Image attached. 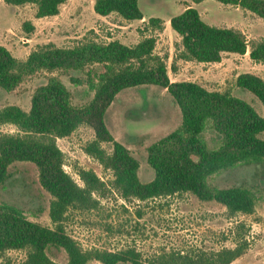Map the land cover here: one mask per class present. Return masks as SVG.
<instances>
[{
	"label": "trees",
	"instance_id": "1",
	"mask_svg": "<svg viewBox=\"0 0 264 264\" xmlns=\"http://www.w3.org/2000/svg\"><path fill=\"white\" fill-rule=\"evenodd\" d=\"M201 3L205 0H192ZM240 7L264 19V0H216ZM16 7L33 4L36 18L53 17L67 0H3ZM94 11L103 17L113 13L127 21L144 18L139 0H95ZM147 29L163 31L164 21L151 17ZM170 26L181 38L182 49L176 60L197 63H219L223 54L236 53L264 64V40H249L240 30L206 23L199 11L187 7L170 19ZM27 33L34 31L25 22ZM157 38L145 37L134 46L118 40L101 43L79 42L73 47L54 43L39 46L25 60L17 59L0 46V88L15 91L27 78L41 72H85V78L70 80L86 84L93 97L83 106L72 102V92L59 77L51 76L38 86L27 112L16 105L0 108V128L11 124L15 134L0 133V185L10 177L9 167L15 162H32L39 172L41 186L52 196L49 215L53 227L30 221L18 207L0 204V256L9 250L26 251L22 264H59L49 255L51 247L63 249L65 264H232L247 253L249 241L245 226L236 233L234 248L199 254L169 253L144 260L133 248L120 251L85 250L67 234L65 221L72 210H97L101 198L116 193L127 202L148 201L190 192L199 200L216 202L230 215L252 214L256 196L244 186L216 188L209 179L241 166L264 164V114L260 115L245 100L230 92L211 91L191 81L172 82L165 58L155 53ZM99 66L100 70L91 67ZM173 68L175 66L173 64ZM236 85L253 93L264 106V79L245 72L237 76ZM141 86L166 89L182 114L181 125L169 135L148 147L147 161L154 169L152 181L139 177L140 162L130 150L117 141L106 125L105 116L119 93ZM90 127L95 134L84 151L113 174L103 182L92 170H79L83 186L63 169L64 154L57 140L72 135L80 126ZM217 136L211 143L205 133ZM104 144H111L108 152ZM96 195L97 198L94 196Z\"/></svg>",
	"mask_w": 264,
	"mask_h": 264
},
{
	"label": "rangeland",
	"instance_id": "2",
	"mask_svg": "<svg viewBox=\"0 0 264 264\" xmlns=\"http://www.w3.org/2000/svg\"><path fill=\"white\" fill-rule=\"evenodd\" d=\"M94 2L67 0L60 7L58 17L38 19L35 5L12 7L0 0V46L11 51L17 59L25 60L28 53L48 43L73 47L86 40L101 43L118 40L134 46L145 37L155 36V53L165 58L172 82L191 81L211 91L230 92L252 105L260 115L264 114L261 101L253 93L236 85L237 76L241 73H256L264 78V64L259 65L249 57L236 53H225L220 64L204 65L176 60L182 44L180 36L171 27L165 25L163 31H153L147 29L146 23H131L115 13L102 18L94 11ZM139 4L147 19L172 18L182 13L186 6L192 5L209 25L245 29L249 32V40H264L263 18L253 13L254 17H246L244 11L216 0L201 3L192 0H139ZM31 20L38 27L27 33L23 24ZM91 68L100 70L99 66ZM85 72H41L27 78L13 92L0 88V108L16 105L28 112L35 89L45 84L51 76L59 77L72 92L74 105L83 106L90 101L93 93L89 92L86 84H74L70 78L84 79ZM105 122L114 138L139 160V177L142 182L148 183L155 176L154 169L147 161L148 147L175 131L182 123V114L166 89L141 86L119 93L107 111ZM16 132L17 128L11 124L0 128V133ZM94 137V131L82 125L69 137L57 140L64 154L63 169L80 186H83L78 175L81 169L94 171L103 182L113 180L112 172L84 151L86 144ZM205 137L212 144L217 140L211 131L206 132ZM104 148L112 151L111 144H104ZM9 172V179L0 185V204L14 205L30 221L53 227L49 215L52 196L41 186L36 165L32 162H15L9 167ZM209 183L216 188L244 186L250 189L256 196L254 213L230 215L221 204L201 201L190 192L132 202L114 193L99 199L101 205L97 210L70 211L64 223L65 230L85 250L116 252L133 248L140 252L144 260H151L169 253L199 254L219 251L224 247L234 248L238 243L236 233L242 232L243 225L250 246L247 253L233 264H264V164L241 166L216 174L209 179ZM48 255L59 264H65L68 260L63 249L51 247ZM25 259L26 251L9 250L0 256V264H22ZM88 264L102 263L91 261Z\"/></svg>",
	"mask_w": 264,
	"mask_h": 264
},
{
	"label": "crops",
	"instance_id": "3",
	"mask_svg": "<svg viewBox=\"0 0 264 264\" xmlns=\"http://www.w3.org/2000/svg\"><path fill=\"white\" fill-rule=\"evenodd\" d=\"M139 6H140V4H139ZM187 7H192V5H188V6H186L183 10H185ZM236 7V9H240V10H242V11H244V15L246 16V17H249V18H252V17H254V15L251 13V12H249V11H246V10H244V9H241L240 7H237V6H235ZM140 9H141V7H140ZM141 11H142V9H141ZM142 14H143V12H142ZM112 15V14H111ZM110 16V15H109ZM143 16H144V18L142 19V20H135V21H139V22H141V23H146L147 21H148V19H147V17H145V15L143 14ZM55 17H58V15L57 16H55ZM106 17H108V16H106ZM106 17H103L102 16V18H106ZM101 19V18H100ZM163 21H164V25H168L169 27H171L170 26V17H168L167 19H163V18H161ZM135 21H128V22H131V23H134ZM31 23H32V25L35 27V29L37 30V24H36V22L34 21V20H31ZM236 29V28H235ZM238 30H240V31H242L246 36H247V38H249L250 37V35H248L247 33H249V32H246L245 31V29H239V28H237ZM253 38H256V37H253ZM258 38H262V37H258ZM26 41V40H25ZM28 42H29V39H28ZM27 42V43H28ZM11 52V51H10ZM30 53H28V55H29ZM227 54V53H226ZM224 55V54H223ZM240 56H244V57H249V51H247V53L245 54V55H240ZM28 57V56H27ZM250 58V57H249ZM222 60H223V58H222ZM186 63H189V62H195V61H185ZM197 63V62H196ZM220 63H222V61L221 62H219V63H203L204 65L205 64H207V65H209V64H220ZM199 64V63H198ZM259 64V63H258ZM259 65H261V64H259ZM253 74H256V73H253ZM257 75V74H256ZM259 76V75H258ZM261 77V76H260ZM264 79V78H263ZM235 262V261H234ZM233 262V263H234ZM232 263V264H233Z\"/></svg>",
	"mask_w": 264,
	"mask_h": 264
}]
</instances>
